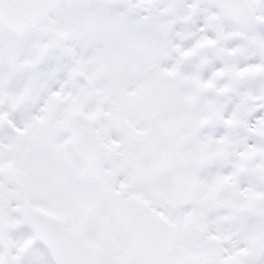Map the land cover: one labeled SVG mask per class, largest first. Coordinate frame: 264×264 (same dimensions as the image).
Masks as SVG:
<instances>
[{
    "label": "snow or ice",
    "instance_id": "obj_1",
    "mask_svg": "<svg viewBox=\"0 0 264 264\" xmlns=\"http://www.w3.org/2000/svg\"><path fill=\"white\" fill-rule=\"evenodd\" d=\"M85 61L148 71L164 80L176 117L206 120L194 161L202 189L189 210L199 231L185 244L197 255L143 264H264V0H0V99L9 94L0 152L21 144L29 192L41 193L0 186V264H82L72 237L37 208L75 216L91 199L87 173L45 120L55 93L75 94ZM225 177L226 191L205 199Z\"/></svg>",
    "mask_w": 264,
    "mask_h": 264
},
{
    "label": "rangeland",
    "instance_id": "obj_2",
    "mask_svg": "<svg viewBox=\"0 0 264 264\" xmlns=\"http://www.w3.org/2000/svg\"><path fill=\"white\" fill-rule=\"evenodd\" d=\"M168 75L174 73L169 72ZM73 84L75 94H54L56 99L48 107L45 120L53 135L62 138L61 148L76 167L84 170L69 140L67 116L70 112L78 115L80 124L88 128L102 145V168L110 176L112 184L119 185L116 191L125 198L143 205L164 220H170L165 208L170 183H182L188 191L184 199L188 197L198 202L197 194L202 186L194 161L199 151L196 143L199 121L174 115L164 95L166 86L162 78L148 71L114 74L108 68L96 67L85 61L75 69ZM197 96L198 93L190 98L192 104ZM8 98L9 94L5 93L0 104ZM0 118L7 119V113ZM17 131L21 137L25 135L23 129ZM2 148L0 186L17 197L28 192L32 198H39L41 193L38 190L29 192L31 182L26 184L29 160L24 147L13 141ZM179 160L185 162L184 174ZM227 182L225 177L224 181L209 185L205 199H215L226 191ZM86 184L91 199L77 215L68 216L52 204L37 210L75 233L86 247L95 252L96 264H115L117 261L143 264L118 225L110 201L101 195L88 175ZM191 207L188 205L182 210L184 214L179 211L175 214L177 224L174 229L178 236L169 251V260L182 254L197 255L185 247L187 240L199 231L196 223L192 224L194 220L188 223L190 229L184 228L185 217H192Z\"/></svg>",
    "mask_w": 264,
    "mask_h": 264
},
{
    "label": "water",
    "instance_id": "obj_3",
    "mask_svg": "<svg viewBox=\"0 0 264 264\" xmlns=\"http://www.w3.org/2000/svg\"><path fill=\"white\" fill-rule=\"evenodd\" d=\"M67 127L69 140L74 146V155L101 195L110 201L114 217L134 251L143 262L154 257L168 259L174 237L164 222L140 204L131 203L118 191L116 192L120 200L119 202L115 200L111 195L112 180L102 168V145L88 128L80 124L76 113L68 114ZM83 145H87V150L82 147ZM107 157H110V153H107ZM38 213L41 217L54 221L44 213L40 211ZM63 229L73 239L71 257L82 264H96L95 252L86 247L75 233L65 227Z\"/></svg>",
    "mask_w": 264,
    "mask_h": 264
},
{
    "label": "flooded vegetation",
    "instance_id": "obj_4",
    "mask_svg": "<svg viewBox=\"0 0 264 264\" xmlns=\"http://www.w3.org/2000/svg\"><path fill=\"white\" fill-rule=\"evenodd\" d=\"M204 122H206V120L204 119H201L199 120V130H198V135L201 131V128L204 126ZM199 149H200V146L198 145ZM179 165H180V168L182 170V174L185 173L184 170H186L185 168V162L179 160ZM196 170L198 171V169L196 168ZM199 173V172H198ZM188 191L185 190V188L183 187V184L182 183H179V182H176L174 185H172L170 183V186H169V189H168V192H167V198H166V202H165V208H166V213L168 214V216L170 217V220H164L160 217H158L157 214L153 213V212H150L146 207H144L145 209H147L151 214L155 215L157 218H159L160 220H162L164 222V224L166 225V227L168 228V230L173 234V237H174V242L171 246V248L173 247V245L176 243V240H177V232L176 230L174 229L176 227V224H177V220H176V212L179 211L180 213H182V210H185V208L188 206V205H193L195 204L196 202L195 201H192L191 199H189L188 197L186 199H184V196L186 195ZM122 194V193H121ZM123 195V194H122ZM124 196V195H123ZM127 199V198H126ZM128 200V199H127ZM130 201V200H129ZM131 203H136V204H139L137 202H132L130 201ZM184 214V213H182ZM191 220H194L193 217L191 216H186L185 219H184V222H185V226L184 228L185 229H190V227L188 226V223L191 221ZM180 222V221H179ZM195 223V221H192V224ZM170 248V249H171ZM170 251V250H169ZM169 255V253H168Z\"/></svg>",
    "mask_w": 264,
    "mask_h": 264
}]
</instances>
